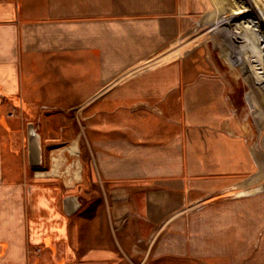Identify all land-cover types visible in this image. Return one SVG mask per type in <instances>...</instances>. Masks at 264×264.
Returning <instances> with one entry per match:
<instances>
[{
	"label": "crops",
	"instance_id": "0c3cea01",
	"mask_svg": "<svg viewBox=\"0 0 264 264\" xmlns=\"http://www.w3.org/2000/svg\"><path fill=\"white\" fill-rule=\"evenodd\" d=\"M210 7L0 0V264H263L247 260L264 190L226 195L257 166L229 76L205 70L209 50L183 49ZM104 221L96 247H72Z\"/></svg>",
	"mask_w": 264,
	"mask_h": 264
},
{
	"label": "rangeland",
	"instance_id": "374dc122",
	"mask_svg": "<svg viewBox=\"0 0 264 264\" xmlns=\"http://www.w3.org/2000/svg\"><path fill=\"white\" fill-rule=\"evenodd\" d=\"M209 2L211 3V9L206 10V12L201 13V15H198L200 17L197 19L193 29H191V32L185 35L182 43L183 49L184 51H187V53L189 50L192 51V49L198 48L202 53H205V56H207V52L209 50V59L212 63L207 62V67H205V70L213 73L223 72L227 77L229 76L226 86L229 89L231 88V92L229 93L230 99L233 102L232 109L234 110L232 119H237L238 122L242 121V123H244V121H248L247 119L250 120V128L245 127L244 124H242V126L246 131L247 138H250L252 141V143L249 142V145L253 148L254 153H256L257 156L255 157H257V160L259 159V163H257L255 172H253V174L241 177L239 181L237 180L233 183L235 185L231 187V192H226L227 197H235L245 194L244 191H254L257 188H260V185L264 184V104L263 106L261 105L259 110L256 105H249L252 103L251 98L254 99V96L252 97L250 92L252 85L248 79H246V76L241 69L242 66L249 64L246 62V59L242 54L244 52L243 49H245L247 50L246 53L249 55V58L252 62H263L260 64L259 72L260 74L261 72H264V37L258 40V37L254 35L251 40L250 31H247L246 34L244 32L239 34L237 31V27L240 26V22L243 23L248 19H252L256 22L259 33H264V10L259 8L260 4L261 8L264 9V0H244V3L240 0H209ZM248 40L251 42V44L255 45L257 49L256 51H249V48L244 46L246 43L245 41ZM247 44L248 43H246V45ZM244 59L245 61H243ZM260 99H262L261 96ZM261 123H263V126ZM246 181L251 183L254 181L253 183L256 187L238 189L240 186H243V184H246ZM89 190L91 191L89 199H96L99 197L95 189L90 188ZM259 190L262 191L264 189ZM258 194H262L264 196L263 193ZM256 196L259 197L261 203L263 204V210L261 212L263 220L262 224L260 225L261 233L257 234L258 237L256 246H254L251 252L252 256H250V259L247 260V263L264 258V197L260 195ZM253 197H255V195ZM250 198H252V196L248 199ZM110 199L111 196L108 197L109 202ZM95 211L96 209L93 208V213L90 215L91 217L88 216L87 220H93L95 222L94 217H92L94 216ZM107 225L108 224L106 221L100 222L98 225L93 223L87 225L86 232L80 234L81 236L79 235V232L74 233L73 238L71 239L72 247L76 251H80V249L85 251L87 248L96 247L97 245L95 244L98 237H102L104 235L106 236L105 238H107L108 234L106 233L105 228ZM82 236H85L86 239H79V237ZM102 241L104 242V248L109 250L111 248V242L108 239L101 240V242ZM110 250L108 252H110ZM36 257H38V259L42 262L48 261V259L53 260V257L48 256L43 251H40ZM76 259V262L81 260V262L87 264H137L141 261L139 257L135 259V257H127L122 254L116 256L77 255ZM262 261L264 264V260Z\"/></svg>",
	"mask_w": 264,
	"mask_h": 264
},
{
	"label": "bare ground",
	"instance_id": "6f19581e",
	"mask_svg": "<svg viewBox=\"0 0 264 264\" xmlns=\"http://www.w3.org/2000/svg\"><path fill=\"white\" fill-rule=\"evenodd\" d=\"M240 26L239 27H237V31H238V33L240 34V33H247V31L249 32L250 31V38H251V40H252V37H254V35L255 36H257L258 37V40L259 39H261V38H263L264 37V33H262V34H260L259 33V30H258V26H256L257 24H256V22L254 21V20H250V19H248V20H246V21H244L243 23L242 22H240V24H239ZM205 30V29H204ZM215 30H216V28H215ZM203 32V31H202ZM221 32V31H220ZM224 33V32H223ZM201 35V34H200ZM199 35V36H200ZM251 35H253V36H251ZM235 38V37H234ZM238 39H240V38H238ZM181 42V41H180ZM246 43H248L247 45H246V43H245V47L246 48H249V51H256L257 49H256V47H255V45H253V44H251V42H249V40L248 41H245ZM239 44V43H238ZM243 47V46H242ZM251 47H253V48H251ZM174 50V49H173ZM244 50V52L242 53L243 54V57L246 59V62H248L249 64H247V65H244V66H242V71H243V73H244V75L246 76V79H248V81L251 83V85H252V88H251V96L253 97L254 96V99L253 98H251V101H252V103L251 104H249V105H252V106H254V105H256V107L258 108V110L260 109V107H261V105L263 106V104H264V72H261V74H260V72H259V67H260V64L261 63H263V62H252L251 60H250V58H249V55H247V53H246V51L247 50H245V49H243ZM240 51V50H239ZM165 52V51H164ZM175 52V51H174ZM178 52V51H177ZM174 54V53H173ZM172 54V55H173ZM171 56V55H170ZM162 57V56H161ZM241 57V56H240ZM163 58V57H162ZM245 59L243 60V61H245ZM231 61H233V60H231ZM238 61V60H237ZM236 61V62H237ZM254 64V65H253ZM161 65V64H160ZM259 65V66H258ZM153 66V65H152ZM247 68H246V67ZM240 67V66H239ZM243 77V76H242ZM234 78H235V76H234ZM249 83V84H250ZM260 96L262 97V99H260ZM249 98V99H250ZM261 100V101H260ZM263 100V101H262ZM257 110V111H258ZM248 111V110H247ZM252 117V116H251ZM248 121H244V123H242V124H244L245 125V127H249L250 128V120L249 119H247ZM263 120V119H262ZM241 121V120H240ZM242 122V121H241ZM262 122V121H261ZM261 125L263 126V123H261ZM263 129V128H262ZM264 149V148H263ZM255 155H256V153H255ZM257 156V155H256ZM259 157H260V155H259ZM257 158V157H256ZM257 163H259V159L257 160ZM261 163V162H260ZM261 165H263V164H261ZM259 172V171H258ZM262 179H263V177H262ZM258 180V179H257ZM251 181V180H250ZM255 181V180H254ZM253 181V182H254ZM251 183V182H246V184H243V186H240L238 189H247V188H253V187H256V186H254V183ZM237 189V190H238ZM257 189H264V184L263 185H260V188H257ZM257 189H255V190H257ZM254 190V191H255ZM229 192H231V191H229ZM228 192V193H229ZM245 192V194L246 193H249V192H253V190L252 191H244ZM257 193V192H256Z\"/></svg>",
	"mask_w": 264,
	"mask_h": 264
},
{
	"label": "water",
	"instance_id": "95a60500",
	"mask_svg": "<svg viewBox=\"0 0 264 264\" xmlns=\"http://www.w3.org/2000/svg\"><path fill=\"white\" fill-rule=\"evenodd\" d=\"M36 152L37 151L35 148L31 149V152H30V163H31V165H34L36 162Z\"/></svg>",
	"mask_w": 264,
	"mask_h": 264
}]
</instances>
